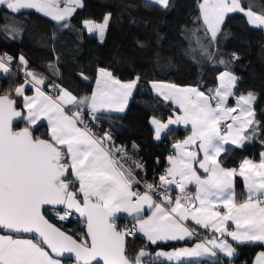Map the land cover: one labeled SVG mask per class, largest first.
I'll return each mask as SVG.
<instances>
[{
	"label": "snow or ice",
	"instance_id": "obj_1",
	"mask_svg": "<svg viewBox=\"0 0 264 264\" xmlns=\"http://www.w3.org/2000/svg\"><path fill=\"white\" fill-rule=\"evenodd\" d=\"M147 2L169 7V0ZM78 7H83L81 0H0L6 15L35 10L65 28ZM197 8L199 15L194 22L200 23L203 37L198 35L199 28L192 30L196 41L193 51L198 50L208 61L214 59L212 46L230 13H242L251 27L264 31V10L254 11L251 0L247 6L243 0H197ZM110 16L102 23L84 20V27L103 42ZM18 32L14 24L0 28V33L13 39ZM14 59L7 52L0 54V72L9 74L8 65ZM240 59L233 52L230 60L217 61L224 70L216 77L218 85L207 92L199 86L149 82L153 92L175 105V118L169 116L167 123L152 117L156 139L170 131L169 125H190L191 135L173 145L175 152L167 158L169 167L158 183L145 182L143 193L133 190V185L141 182L133 169L113 158L111 135L96 137L82 115V106L90 113L102 109L123 112L140 77L121 81L108 69L98 68L95 90L91 96L78 98L58 84L45 85L46 78L27 71L31 80L25 84H31L34 96L25 95V84L14 89L22 105L12 98V90L0 95V264H61L56 257L65 252L74 253L77 264H142L147 253L140 250L129 256L126 237H135L138 231L152 244L184 240L196 234L186 226L189 220L225 239L213 236L194 248L158 256L170 261L215 256V249H219L231 257L236 249L227 237L241 244L264 245V152L258 163L244 158L238 167H225L220 159L228 151L225 145L243 148L260 131L253 106L257 94L248 91L237 96L234 91L240 78L230 65ZM19 60L27 65L23 55ZM81 76L88 79L83 73ZM40 86L51 88L54 96L46 95ZM230 97H235V106H229ZM65 106L77 110L71 112ZM43 118L48 122L46 139L33 134ZM17 121H23L24 127L17 129ZM105 142H109V149ZM193 145L195 149H191ZM115 151L124 154L120 160L126 157L123 148ZM136 167L143 165L137 162ZM237 177L242 178L245 189L240 194L235 190ZM120 212L135 221L131 229L118 228L116 214ZM49 213L61 222L79 214L86 230L74 238L54 224ZM255 264H264V251Z\"/></svg>",
	"mask_w": 264,
	"mask_h": 264
},
{
	"label": "trees",
	"instance_id": "obj_2",
	"mask_svg": "<svg viewBox=\"0 0 264 264\" xmlns=\"http://www.w3.org/2000/svg\"><path fill=\"white\" fill-rule=\"evenodd\" d=\"M81 2L83 7L76 9L66 28L35 10H25L22 14L12 16L6 15L0 8V28L5 24H14L19 29L15 39L0 33V54L7 52L15 58L10 64L15 71L0 74V95L9 94V90H12V98L22 105L21 97L15 96L14 89L20 81H25L21 73L27 71L46 78L45 85L58 84L78 98L91 96L98 68L108 69L121 81L139 76L138 88L133 91L124 112L101 113L110 115L109 122L113 120L110 143L125 145L128 151L145 160L146 174L149 176L153 169H158L156 159H159L160 166L164 162L166 144L184 137L188 132L186 127L169 125L170 131L166 130L159 140L154 139L150 119L156 117L166 120L173 113L174 106L171 101H165L153 92L149 82L165 81L176 85L199 86L202 91L207 92L208 88L217 86L216 77L224 70V66L216 62L220 59L230 60L235 52L241 59L230 65L231 70L240 78L234 91L237 96L248 91L257 94L253 106L256 119L260 121V131L243 148L225 145L228 151L222 153L220 159L225 167H233L246 157H259L260 151L264 149V31L251 27L242 13H230L212 46L214 59L208 61L198 50L193 51L196 41L192 30L199 28L198 35L203 37V28L200 23L194 22L199 15L197 0H169L167 9L150 5L147 0ZM251 2L254 11L264 10V0ZM243 3L247 6L249 0H243ZM109 14V26L103 42L84 29V20L100 22ZM21 55L27 61L26 66L18 59ZM56 69L59 70L58 74H54ZM81 73L88 79L85 80ZM28 85L29 89L32 88L31 84ZM234 99L235 97H230L228 103H233ZM68 108L77 110L71 106L66 107ZM101 120L103 123L107 122L103 118ZM15 127H24V122L20 121ZM103 132L99 128L96 135L102 137ZM33 134L46 139L47 125L40 122L34 127ZM235 189L238 194L243 189L240 177L236 178ZM120 223L122 220L117 217V224ZM61 228L75 238H79L83 232V224L79 218ZM188 242L189 240H183L152 244L138 232L135 237H126L127 254L133 257L140 249L154 252L157 248H170ZM233 244L237 249L236 256H217L215 259H208L209 264H221L227 259L235 264H250L254 252L264 246L257 243ZM63 261L70 262L66 259ZM142 262L157 264L154 255L144 256ZM197 262L205 263L202 259H197L166 264Z\"/></svg>",
	"mask_w": 264,
	"mask_h": 264
},
{
	"label": "built area",
	"instance_id": "obj_3",
	"mask_svg": "<svg viewBox=\"0 0 264 264\" xmlns=\"http://www.w3.org/2000/svg\"><path fill=\"white\" fill-rule=\"evenodd\" d=\"M8 67L10 68V72L12 71H15V68L12 67L11 65H8ZM22 77L25 79V80H31V77L27 76L26 73L22 72L21 73ZM47 95H50V96H54V93H53V90L51 88H41ZM229 106H235V100L233 103H228ZM236 113H234L235 115ZM82 115H83V118H84V123L88 125V127L91 129L92 133L96 136V137H99L96 135V131H98L99 128H102V130L104 131L103 133H109L111 134L112 131H113V126H112V122H109L110 121V115H106L104 113H101V112H95V113H90V110L86 107L85 109H83L82 111ZM96 117V119H94L93 117ZM101 118H103L104 120H106L107 122L106 123H103ZM230 122V121H229ZM80 127H84L83 124H79ZM112 147H111V151L113 152L114 154V159H118L120 161V163H122L124 165L125 168H132L133 169V173L134 175L137 177V179H139L141 182L139 184H134L133 185V190H139L141 193H143L146 189H145V182L147 183H158L159 182V176L161 174L164 173L165 169L168 167V164H167V156L168 154L171 152V148L168 144H166V148H165V154H164V162L162 163V165L160 166V162H159V159H156L155 161V165L158 169H153L150 173L149 176H147L146 174V171H147V165L145 163V160H142L140 159V157L132 154V152L128 151L126 148H125V145H120L119 143H117L116 145L112 144ZM105 148L106 149H109V142H105ZM117 148H123L126 152V157L123 159V160H120V157L123 156L124 154L123 153H117L115 151V149ZM139 163L141 165H143L142 168H139V167H136V163ZM173 195L176 194V192L174 191L172 193ZM155 199V197H154ZM49 216L50 218H52V214L49 213ZM76 217V215L74 214L69 221H58L54 218H52V222H54L56 225H58L59 227H62L64 225H66L67 223L73 221ZM118 218L120 220H122V223H120V225L117 224V220H116V224L117 226H120L118 227L120 230H125V229H131L133 224H134V221L126 214V213H123L121 212L118 216ZM187 227H189L190 229H194L195 230V235L192 236L193 238H202V230L203 228H196V227H192L190 225H186ZM137 233V232H136ZM155 261L157 262V264H166L168 263L167 261L163 260L162 258L160 257H155ZM221 264H235L232 260H224L222 261Z\"/></svg>",
	"mask_w": 264,
	"mask_h": 264
},
{
	"label": "crops",
	"instance_id": "obj_4",
	"mask_svg": "<svg viewBox=\"0 0 264 264\" xmlns=\"http://www.w3.org/2000/svg\"><path fill=\"white\" fill-rule=\"evenodd\" d=\"M63 6V5H62ZM49 18V17H48ZM51 19V18H50ZM86 20H89V19H86ZM95 22H97V23H102L103 21H100V22H98V21H95ZM83 27H84V24H83ZM84 29L87 31V29L84 27ZM88 32V31H87ZM89 33V32H88ZM90 34V33H89ZM91 35H96V34H91ZM97 36V35H96ZM20 57V56H19ZM19 59V58H18ZM20 61V60H19ZM21 62V61H20ZM22 63V62H21ZM23 64V63H22ZM0 74H2V75H4V73H2V72H0ZM96 78H97V75H96V77H95V81H94V86H93V89H92V92L95 90V88H96ZM161 82H165V81H161ZM165 83H170V82H165ZM21 84H25V81L23 80V81H20L17 85H16V87L17 86H19V85H21ZM217 85H218V81H217ZM29 85L28 84H25V95H27V96H34L35 95V90L34 89H32V88H30L29 89V87H28ZM179 86H189V85H179ZM193 87H195V86H193ZM201 90V89H200ZM202 91V90H201ZM92 94V93H91ZM130 99V98H129ZM21 101H22V98H21ZM128 102H129V100H128ZM22 103H23V101H22ZM127 105H128V103H127ZM127 105H126V107H127ZM174 107H175V105H173ZM65 107H67V106H65ZM126 107H125V109H126ZM26 111V110H25ZM125 111V110H124ZM123 111V112H124ZM71 112H75V110H71ZM98 112H105V113H122V112H116V111H109V110H106V109H102V110H100V111H98ZM177 114H182V113H177ZM170 116H172L173 118H175V116L173 115V114H171ZM169 117V116H168ZM168 117L166 118V120H164V121H162V122H165V123H167V120H168ZM152 119V118H151ZM151 119H150V122H151ZM40 122H44L46 125H47V127H48V122H47V119L46 118H43V119H41L39 122H38V124L40 123ZM152 125V124H151ZM78 126H79V124H78ZM175 126H180V127H185L183 124H180V125H175ZM80 127V126H79ZM152 127H153V130H154V125H152ZM188 128V132H187V134L184 136V137H182V138H179V139H175V140H173V141H171V143L169 144V146H170V148H171V152L168 154V156H167V158L170 156V155H173L174 154V152H175V150H174V148H173V145L175 144V143H177V142H180V141H183L187 136H189V135H191V129H190V125L187 127ZM48 131H49V129H48ZM165 132H162L161 133V136H160V138L162 137V135L164 134ZM154 139L155 140H159V139H156V137H155V130H154ZM196 148V146L195 145H193V146H191V149H195ZM261 152H264V149L263 150H261L260 151V153ZM260 153H259V157L258 158H253V157H246V158H249V159H252V160H254L255 162H259L260 161V159H261V157H260ZM201 158H202V153H201ZM240 163V162H239ZM167 164H168V160H167ZM239 165V164H238ZM238 165H236V166H233V167H238ZM168 167H169V164H168ZM229 168H231V167H229ZM241 180H242V178H241ZM242 183H243V180H242ZM195 189L193 188V191H194ZM236 190V189H235ZM244 184H243V189H242V191H241V193H243L244 192ZM236 192H237V190H236ZM237 194H238V192H237ZM240 194V193H239ZM238 198H242V197H239V195H238ZM121 213V212H120ZM120 213H117V217L119 216V214ZM127 214V213H126ZM147 215H150L151 213L150 212H147L146 213ZM128 215V214H127ZM130 217V216H129ZM131 218V217H130ZM132 219V218H131ZM133 220V219H132ZM134 221V220H133ZM134 223H135V221H134ZM229 223H231V222H229ZM185 224L186 225H190V226H192V227H196V228H203V227H200V226H197V225H195V222L194 221H186L185 222ZM232 228H234V225H232ZM138 232V231H137ZM140 235H142V236H144L143 235V233H140V232H138ZM213 236H215V238H217V239H225V237H222V236H220V234L218 233V232H214V230L213 229H211V228H209V229H205V228H203V230H202V238H192V237H186L184 240H189V242L188 243H186V244H180V245H177V246H174V247H170V248H164V249H161V248H159L160 250H158V251H155L157 254L158 253H172V252H174V251H176V250H178V249H181V248H194L195 247V245L197 244V243H201V242H203V241H205V240H207V239H210V238H213ZM145 237V236H144ZM146 238V237H145ZM147 239V238H146ZM227 239H228V241H229V243H231L232 245H233V247L235 248V246H234V242L235 241H232L231 240V238L230 237H227ZM168 241H174V240H168ZM178 241H183V240H178ZM157 242H165V241H157ZM236 249V248H235ZM215 251H216V255L215 256H213V255H211V254H204V255H201V256H191V257H188V256H186V257H181L179 260H168L167 259V257L166 256H162V255H160V256H158L157 254L156 255H154L155 257H160V258H162L163 260H165V261H167V262H170V263H179V262H182V261H187V260H197V259H202L203 261H205V263L204 264H209V260L208 259H215V258H217V256H222V257H227V258H232V257H234V256H236L237 255V249H236V251H235V253H234V255L233 256H231V257H228V256H226L224 253H222V252H220L219 251V249H215ZM262 251H264V246L262 247V248H260V249H258L257 251H255L254 252V254H253V257H252V259H251V263L250 264H255V261H256V258H257V256L259 255V253L260 252H262ZM57 258V257H56ZM57 259H59V258H57ZM60 261H61V264H77V263H70V262H64L62 259H59ZM196 264H200L199 262H197Z\"/></svg>",
	"mask_w": 264,
	"mask_h": 264
},
{
	"label": "water",
	"instance_id": "obj_5",
	"mask_svg": "<svg viewBox=\"0 0 264 264\" xmlns=\"http://www.w3.org/2000/svg\"><path fill=\"white\" fill-rule=\"evenodd\" d=\"M20 121H17V122H15V125H17L18 123H19ZM76 215V217L77 218H79L80 220H82V218L79 216V214H75ZM54 223V222H53ZM55 224V223H54ZM58 226V225H57ZM59 227V226H58ZM62 229V228H61ZM63 231H65L64 229H62ZM86 229H85V227H84V224H83V231H85ZM65 232H67V231H65ZM68 233V232H67ZM68 234H70V233H68ZM75 238V237H74ZM57 258H59V259H66V260H70V261H74V262H76L77 263V261H76V259H75V254L74 253H67V252H65L62 256H58ZM101 264H102V261H101ZM142 264H145V263H143L142 262Z\"/></svg>",
	"mask_w": 264,
	"mask_h": 264
},
{
	"label": "rangeland",
	"instance_id": "obj_6",
	"mask_svg": "<svg viewBox=\"0 0 264 264\" xmlns=\"http://www.w3.org/2000/svg\"><path fill=\"white\" fill-rule=\"evenodd\" d=\"M173 114V113H172ZM169 118V117H168ZM117 215V214H116ZM81 222H82V220H81ZM83 224V223H82ZM161 249H164V248H161ZM140 250H143L144 252H146L147 253V255L146 256H150V255H156L157 253L155 252V251H158V250H160L159 248H157V249H155V251L154 252H151V251H149V250H147V249H140ZM139 250V251H140ZM138 251V252H139ZM70 263H76V262H74V261H70Z\"/></svg>",
	"mask_w": 264,
	"mask_h": 264
}]
</instances>
